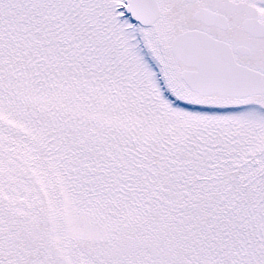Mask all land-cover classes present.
<instances>
[{
  "label": "snow or ice",
  "instance_id": "snow-or-ice-1",
  "mask_svg": "<svg viewBox=\"0 0 264 264\" xmlns=\"http://www.w3.org/2000/svg\"><path fill=\"white\" fill-rule=\"evenodd\" d=\"M0 264H264V0H0Z\"/></svg>",
  "mask_w": 264,
  "mask_h": 264
}]
</instances>
